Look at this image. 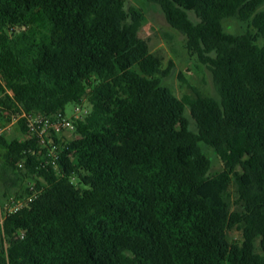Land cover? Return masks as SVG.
Instances as JSON below:
<instances>
[{
    "label": "trees",
    "instance_id": "16d2710c",
    "mask_svg": "<svg viewBox=\"0 0 264 264\" xmlns=\"http://www.w3.org/2000/svg\"><path fill=\"white\" fill-rule=\"evenodd\" d=\"M149 1L187 36L220 99L162 82L125 0H0V121L19 117L28 133L25 114L84 98L90 108L57 169L36 135H0L2 198L31 179L41 189L5 220L0 264H264V0ZM228 17L251 29L227 31ZM204 145L223 170L210 172Z\"/></svg>",
    "mask_w": 264,
    "mask_h": 264
},
{
    "label": "rangeland",
    "instance_id": "374dc122",
    "mask_svg": "<svg viewBox=\"0 0 264 264\" xmlns=\"http://www.w3.org/2000/svg\"><path fill=\"white\" fill-rule=\"evenodd\" d=\"M127 9L133 8L140 12L142 21L139 31L140 37L148 41L150 50L161 61V78L162 82L169 86L179 97L192 95L194 88H197L206 95L220 99L213 73L207 65L203 64L197 57L187 48V36L181 31L173 28L167 21L161 7L149 0H125ZM264 8V7H263ZM191 17L197 20L195 13L190 12ZM225 29L232 33H244L251 29L248 22L242 21L237 17H228L224 20ZM91 90V87H89ZM83 105L88 106L87 99L84 98ZM76 104L69 103L66 106V113L72 115ZM188 116L191 118L189 109ZM5 127L1 135L14 141H28L27 133H24L21 124L17 118L12 120L0 121ZM191 126L196 129V123L191 118ZM63 138L72 141L78 138L76 129H72L63 133ZM204 150L212 159L211 173L215 174L224 169V162L217 154L213 147L204 145ZM3 151L0 148V155ZM27 185V184H26ZM27 186L23 189L25 190ZM231 196L235 198L236 186H231ZM0 197H2L0 193ZM243 223L229 230V238L231 241H241L243 239ZM1 239V233H0ZM259 244V242H258Z\"/></svg>",
    "mask_w": 264,
    "mask_h": 264
},
{
    "label": "built area",
    "instance_id": "2783aa9c",
    "mask_svg": "<svg viewBox=\"0 0 264 264\" xmlns=\"http://www.w3.org/2000/svg\"><path fill=\"white\" fill-rule=\"evenodd\" d=\"M90 108L84 106L83 103L76 104L72 115L66 111H57L52 114L30 113L25 114L29 132L27 133L28 140L36 135L37 147L43 160L47 161L48 169L58 168V158L62 149V145L68 143L66 138H63V133L75 128V122L78 119H83L89 114ZM17 120L19 117H16ZM5 127L0 122V135ZM61 141L60 143L58 142ZM23 167V163H19ZM41 189L36 187L34 180H30L27 184V190L20 195L12 194L6 198L0 197V233L6 244L4 234V223L8 216L16 213L33 202L39 195ZM24 236V232H21Z\"/></svg>",
    "mask_w": 264,
    "mask_h": 264
}]
</instances>
